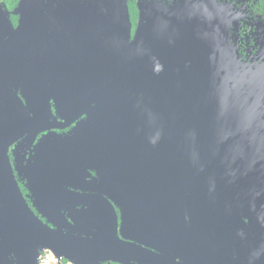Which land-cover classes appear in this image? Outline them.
<instances>
[{
  "label": "water",
  "instance_id": "1",
  "mask_svg": "<svg viewBox=\"0 0 264 264\" xmlns=\"http://www.w3.org/2000/svg\"><path fill=\"white\" fill-rule=\"evenodd\" d=\"M134 5L137 20L132 31ZM53 6L55 16L40 11ZM60 7L76 10L64 12ZM18 13L14 27L0 9V56L30 50L31 60L23 71L39 81L45 50H79V70L63 67L60 77L82 75L86 64L82 57L90 55L86 78L95 81V94L117 101L111 123L121 126L123 137L111 135L112 143L128 147V153L123 159L113 156L111 175L118 185L126 179L123 192L146 194L141 197L143 207L133 215L134 226L140 222L146 235L165 233L172 224L176 230H187L178 219L182 195H218L217 207L224 209L221 230L184 241L177 237L170 244L182 251L184 264H235L228 231L231 206L223 196L264 191V52L260 63H243L235 55L234 32L243 12L223 0H19L13 11ZM256 38L264 50L262 29ZM64 57L68 53H60ZM132 101L140 105L141 113L117 117L119 112L135 114ZM157 194L158 202L148 208ZM105 207L108 218L93 219L97 222L90 225L92 235L86 231L89 236L82 238L75 236L73 227L63 232L41 224L20 195L7 198L6 216L15 215L20 222L23 212L25 223L31 224L15 230V244L22 249L16 263L39 264V249L70 264H179L167 252L162 255L168 238L157 241L160 248L121 240L118 233L123 234L126 221L122 216L118 228L114 207L109 201ZM157 216L171 220L158 221ZM195 226L206 228V223Z\"/></svg>",
  "mask_w": 264,
  "mask_h": 264
},
{
  "label": "flooded vegetation",
  "instance_id": "2",
  "mask_svg": "<svg viewBox=\"0 0 264 264\" xmlns=\"http://www.w3.org/2000/svg\"><path fill=\"white\" fill-rule=\"evenodd\" d=\"M223 1L234 10L243 12L239 27L234 32L237 38L235 55L243 63H260L264 50H260L256 36L258 30L264 31V17L255 13L251 0ZM18 3L19 0L8 7L4 0H0V9L8 14L14 27L20 19V13L13 14ZM60 8L64 12L76 10L75 7ZM55 9L56 6L44 7L40 11L55 16ZM131 9L133 31L137 10L135 5ZM235 14L239 15L238 12ZM45 52V71L39 81H32L23 71L31 60L30 50H13L9 57L0 56V264H17L22 249L21 245L15 244V230L31 226L30 222L25 223L23 212L20 222L16 221L18 218L15 215L5 214L6 199L16 198L17 195L24 199L41 224L63 232L73 227L77 230L75 236L79 237L92 235L90 231L93 227L90 225L97 222L93 219L108 218L105 201H109L117 215L118 228L122 216L126 221L123 234L118 233L121 240L142 247L146 246V242L153 248H160L157 241L161 237L168 238V248L164 247L162 255L167 252L174 261L184 264L182 251L178 252L170 241L177 237L184 241L204 232L214 234L212 232H217V229L220 231L218 224L223 219L220 211L224 209L217 207L218 195L208 197L205 193L194 192L182 195V216L178 219L185 222L187 230H176L172 224L161 228L165 233L153 231L146 235L140 230V222L134 226L133 215H137L143 207L141 197L146 194L123 192L121 187L126 179L122 178L118 185L116 176L111 175L113 156L123 159L128 153V147L112 143L111 135L115 139L123 137L121 126L116 122L112 126L111 123V118L116 117L113 113L117 112V101L96 95L93 88L95 81L86 78L89 72L86 68L91 67L92 56L82 57L86 62L82 75L73 72L64 80L60 77L63 67L79 70L82 65L79 50ZM63 52L69 57L62 60L60 53ZM154 106L156 113L159 106ZM130 108L135 114L119 112L117 117L141 113L137 102L132 101ZM173 114L169 103L168 116ZM5 182L8 185L5 186ZM13 182L16 186L11 184ZM151 197L148 208L158 202L161 194ZM223 197L229 199L231 206L228 231L235 245V264H264V191L230 192ZM156 220L170 221L171 218L166 220L157 216ZM201 222L206 223V228L195 226ZM37 251L40 259L45 251Z\"/></svg>",
  "mask_w": 264,
  "mask_h": 264
},
{
  "label": "built area",
  "instance_id": "3",
  "mask_svg": "<svg viewBox=\"0 0 264 264\" xmlns=\"http://www.w3.org/2000/svg\"><path fill=\"white\" fill-rule=\"evenodd\" d=\"M39 264H70L66 260L58 261L49 252H44L39 259Z\"/></svg>",
  "mask_w": 264,
  "mask_h": 264
},
{
  "label": "trees",
  "instance_id": "4",
  "mask_svg": "<svg viewBox=\"0 0 264 264\" xmlns=\"http://www.w3.org/2000/svg\"><path fill=\"white\" fill-rule=\"evenodd\" d=\"M8 7L15 3L17 0H4ZM254 2V11L264 17V0H251Z\"/></svg>",
  "mask_w": 264,
  "mask_h": 264
}]
</instances>
